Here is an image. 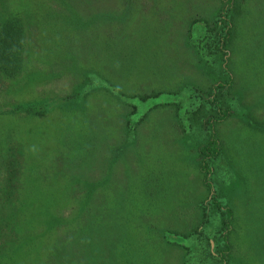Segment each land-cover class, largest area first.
Wrapping results in <instances>:
<instances>
[{
    "label": "rangeland",
    "instance_id": "374dc122",
    "mask_svg": "<svg viewBox=\"0 0 264 264\" xmlns=\"http://www.w3.org/2000/svg\"><path fill=\"white\" fill-rule=\"evenodd\" d=\"M15 18L0 264H221L197 244L215 254L214 197L229 263L264 264V0H0Z\"/></svg>",
    "mask_w": 264,
    "mask_h": 264
},
{
    "label": "trees",
    "instance_id": "16d2710c",
    "mask_svg": "<svg viewBox=\"0 0 264 264\" xmlns=\"http://www.w3.org/2000/svg\"><path fill=\"white\" fill-rule=\"evenodd\" d=\"M219 21L224 22L225 20L220 19ZM216 37L217 49L218 51H221L222 43L223 41H227L226 39L228 37L226 29L218 32ZM25 42L26 30L21 20L15 18L2 21L0 24V72L7 76V78L15 76L22 69ZM222 87L223 85L219 84L217 88L220 89ZM226 115L227 113L224 114L223 117H226ZM217 148L218 144L216 141H209L208 145H205L204 147L201 146L198 149V157L201 160L199 165L200 170L204 173L206 179L211 173L207 162L212 159V157L217 156ZM216 199L217 198L214 197L212 203L217 210L216 213L219 216L220 226L212 239L215 243V254L210 251V243L207 242L206 238L200 236L199 243L197 244L200 246L203 260L209 259L211 263L231 264L229 263L230 260L228 257L231 251V247L228 242V233L230 230V220L233 214L231 209L221 206L222 204H220ZM203 210H205V207H203ZM59 220L60 219H56L55 222L57 223ZM206 222L207 220L204 218L203 225ZM199 234L201 235V232L195 230L193 234L184 236L183 238H191L194 235ZM203 242L205 245H203Z\"/></svg>",
    "mask_w": 264,
    "mask_h": 264
}]
</instances>
